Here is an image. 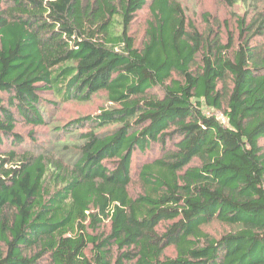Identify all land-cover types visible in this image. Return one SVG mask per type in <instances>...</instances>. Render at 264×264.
<instances>
[{"label":"trees","instance_id":"obj_1","mask_svg":"<svg viewBox=\"0 0 264 264\" xmlns=\"http://www.w3.org/2000/svg\"><path fill=\"white\" fill-rule=\"evenodd\" d=\"M225 2L236 35L181 0H0V264H264V0Z\"/></svg>","mask_w":264,"mask_h":264},{"label":"rangeland","instance_id":"obj_2","mask_svg":"<svg viewBox=\"0 0 264 264\" xmlns=\"http://www.w3.org/2000/svg\"><path fill=\"white\" fill-rule=\"evenodd\" d=\"M186 7L188 17L193 20L196 25L203 31H207L208 25L211 23L219 22L228 24L230 30L237 34V17L243 13V9L239 6H229L225 0H181ZM148 17V10L145 9L139 12L136 20L132 26L131 32L137 37L138 43H140L144 36L146 27V19ZM225 30V27H224ZM109 102L107 100L106 92L102 91L94 96L89 101L73 100L64 102L62 105L54 106L52 110V116L55 118L50 123L43 126L35 127V136L38 137L41 143L48 142L54 136V132L51 128L52 125H59L67 122L69 119L85 115L88 113H97L103 107H108ZM219 113L218 111H215ZM222 117V114H218ZM17 129L29 134L32 127L24 124L22 121L18 124ZM4 145L0 146V150L4 149ZM158 150V149H157ZM150 153H146L144 158L148 157ZM208 229L213 235L219 236L224 230V226L220 223L211 224ZM172 248H169L171 250Z\"/></svg>","mask_w":264,"mask_h":264}]
</instances>
